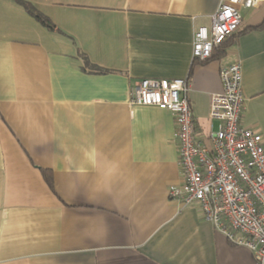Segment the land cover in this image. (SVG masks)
Wrapping results in <instances>:
<instances>
[{"label":"crops","instance_id":"crops-1","mask_svg":"<svg viewBox=\"0 0 264 264\" xmlns=\"http://www.w3.org/2000/svg\"><path fill=\"white\" fill-rule=\"evenodd\" d=\"M25 1L56 29L0 0V264H256L199 205L169 197L184 183L176 116L130 100L143 79L188 80L195 137L210 146L211 96L241 62V124L264 140V0L239 7L211 61L194 59L193 39L221 0Z\"/></svg>","mask_w":264,"mask_h":264},{"label":"built area","instance_id":"built-area-1","mask_svg":"<svg viewBox=\"0 0 264 264\" xmlns=\"http://www.w3.org/2000/svg\"><path fill=\"white\" fill-rule=\"evenodd\" d=\"M259 1L221 0L211 31L199 28L194 34V59H209L239 30V7L252 8ZM220 78L222 91L211 96L210 104V118L220 125L210 136V146L195 137L188 80L143 79L132 88L130 106L154 107L176 116L184 183L172 186L169 197L185 206L199 205L205 221L232 244L250 250L256 264H264V140L241 124L246 101L241 62L223 67Z\"/></svg>","mask_w":264,"mask_h":264},{"label":"trees","instance_id":"trees-1","mask_svg":"<svg viewBox=\"0 0 264 264\" xmlns=\"http://www.w3.org/2000/svg\"><path fill=\"white\" fill-rule=\"evenodd\" d=\"M18 3L36 20L38 21L42 26L46 27L49 30H55L56 27L55 25L46 17L44 16L42 13H40L35 6L25 0H18ZM238 33V31L231 36L230 38H228L226 41H224L222 44H220L218 47H216L213 50L212 56L207 59L206 61H211L214 58H220L226 55L227 50L230 46L229 44V40L232 39L236 34ZM214 51H218L219 53H214ZM83 60L85 63V68H89L91 72L94 73H100V74H104L107 71L98 68L97 66H94L92 64H90V62L88 61V58L86 56H83ZM205 61V62H206ZM42 174L44 176V179L46 180V182L48 183L49 187L51 189H54V185H53V176L51 174L50 170H45V169H41Z\"/></svg>","mask_w":264,"mask_h":264}]
</instances>
